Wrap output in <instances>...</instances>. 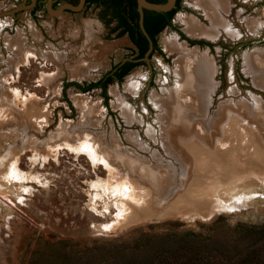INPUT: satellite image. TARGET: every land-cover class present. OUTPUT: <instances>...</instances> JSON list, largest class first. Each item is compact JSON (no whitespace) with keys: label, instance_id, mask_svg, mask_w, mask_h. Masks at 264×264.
<instances>
[{"label":"rangeland","instance_id":"obj_1","mask_svg":"<svg viewBox=\"0 0 264 264\" xmlns=\"http://www.w3.org/2000/svg\"><path fill=\"white\" fill-rule=\"evenodd\" d=\"M30 3L0 0V264L104 263L140 233H198L235 255L258 247L264 236L246 231L264 228V0H232L231 18L260 23L232 41L189 35L190 19L207 23L193 0H181L173 28L156 36L162 55L108 85L106 103L100 89L63 87L96 82L132 60L128 37L112 30L116 22H44V9L33 22ZM179 34L210 46H191ZM166 37L203 59L207 73L205 107L187 111L184 123H169L167 107L181 112L190 96L171 94L186 56L169 51ZM133 76L141 81L130 94ZM22 96L34 98L23 104ZM91 139L115 167L112 176L62 147ZM16 157L19 182L6 175ZM121 183L130 194L113 190Z\"/></svg>","mask_w":264,"mask_h":264},{"label":"trees","instance_id":"obj_2","mask_svg":"<svg viewBox=\"0 0 264 264\" xmlns=\"http://www.w3.org/2000/svg\"><path fill=\"white\" fill-rule=\"evenodd\" d=\"M147 1L154 4H164L167 0ZM180 1L176 0L175 8L166 13L143 10V28L147 35L145 36L138 25L136 0H85L88 5L100 4L110 10L111 19L107 23L112 20L116 21L112 30L119 31V37L124 35L128 37L135 48V56L132 60L112 67L96 82L87 85L74 82L66 83L63 90L70 86L83 93L100 89L106 103L107 86L114 82H122L123 78L135 67L142 65V60L149 50L150 43L152 46L150 54L157 52L162 55L156 44V36L166 27L173 28L171 19L179 9ZM180 37L185 39L182 35ZM188 43L192 46L206 45L197 41H188ZM247 229L246 232L252 235L264 236V228ZM140 235L141 237L137 238L134 243L121 245L117 248L120 252L119 257L114 255L113 258L99 264H264V241L255 249L245 250L241 254L235 255L225 247L214 246L209 236H202L198 233L184 232L178 237L177 235L172 237L169 234L158 236L140 233Z\"/></svg>","mask_w":264,"mask_h":264},{"label":"bare ground","instance_id":"obj_3","mask_svg":"<svg viewBox=\"0 0 264 264\" xmlns=\"http://www.w3.org/2000/svg\"><path fill=\"white\" fill-rule=\"evenodd\" d=\"M240 1H242V0H240ZM231 2H232V0H193L192 5H193L194 9H196L198 11V13L202 16L204 21L207 23V26L199 24V23H197V21L190 19L188 24H187V27L185 28L186 32L189 35H193L196 37L201 36V37L209 38L211 40H217L219 38H223L224 40H231V41L235 40L239 37V34H240L239 29L240 28L244 29V31H246L247 34L254 33V29L257 28L260 25V23H257V22L248 23V21H246V20L239 21L236 18V17H238L239 13L235 14L234 19L231 18L230 12L232 10L231 8L233 7ZM243 3H245V2H243ZM165 44H166L167 48L169 49V51H171V52L180 51V52L184 53V55L186 56V58H182L175 66L176 80L174 83L175 84L174 90H172L171 94L176 99V98L182 97L184 95V92L188 90V93L190 94L191 97L189 95H188L189 97L188 96L184 97V99L182 100V103L185 104V106L182 108L181 112L179 111V106L168 105V102H170L168 98L166 99L168 101V102H166L167 105L170 106L169 108L166 106L168 111L164 106H161V108L163 109V111H165V112L167 111L168 117H169V123L171 121H175L176 119L179 120V122L181 121L182 123H184V120L186 121V119H187V117H186L187 111H191V109H193V107L195 106V108H198V107L200 108L199 114H201V112L203 111V107H205L204 103L202 102V95L205 94V93H203V90H204L203 87H204V84H206V80H205L206 77L205 76H207L205 66L203 63L204 60L200 59L194 53L187 51L185 48H183V45L179 44L176 41V39L166 37ZM261 55H262L261 53L257 54V56H260L259 58H257L258 62H262L263 56H261ZM247 58L250 60L249 57H247ZM250 62H251V60H250ZM140 81L141 80L139 79V77H134V76L131 77L129 79L130 83L127 86H125V90L127 92H129L130 94H134L135 90L138 89V87L140 85ZM15 93L18 94L17 91H15L14 94ZM23 96H25V95H23ZM23 96L21 98L19 97V99L23 102V104L28 102L29 99L34 98V96H29L28 98H24ZM173 97H170L172 100V104H177L175 102L176 100ZM153 100L155 101L154 104H156L155 105L156 108L159 109L160 106H159V104L156 103L155 96H153ZM200 102H202V105L199 104ZM122 113H123L122 115L125 118L130 117L129 116L130 113L128 110L124 109L122 111ZM227 114H230V118H233V116L236 115L234 112H232L230 110L227 111ZM242 119H244V118H242ZM164 123L165 122H162L161 125L159 126V128L161 129L160 131H163L162 125H164ZM230 129L231 128H229V130ZM195 132H196V130H195ZM196 138H197V136H196ZM175 141H176V139H175ZM176 145L179 147L181 146V144L179 143L178 140L176 141ZM57 147L59 148L61 146L58 145V146L54 147L51 150L52 154H54V155L56 154ZM62 147H64L63 149H65L67 151L75 152V153L82 154V155L86 156V158L92 164L101 165L108 172V174L111 175L114 173L113 172L114 166L110 163V161L108 160L107 157H105L103 154L101 155L98 152L99 146H97V144H95V142H93L92 139L79 142L76 145L64 143V145ZM183 147H186L187 149H189V148H191V145H183ZM190 152L195 153V150L190 151ZM35 155L34 156L32 155V159H34V160L37 159ZM17 163L18 162H17V157H16L15 159H13L9 163L7 171H6L7 172L6 175L9 178L13 179L15 182L21 181L20 176L16 172V168H15ZM108 177L110 178V176H108ZM109 178H108V180L110 181ZM23 180H28V178H25ZM32 181H33V179H32ZM97 182H99V184H100L99 180ZM105 182H103V183H105ZM108 184H110V183H108ZM92 185H93V182H92ZM93 187L95 188V186H93ZM106 187H107V184H106ZM98 188H99V186H98ZM22 189L26 191L29 188L25 187ZM104 190L106 191V188ZM113 190H117L120 192L126 191L129 194L131 192L130 187L127 183H121V184L115 186V188ZM113 190H112V193H113ZM94 198H95V196L90 195L91 201ZM221 204H223V203H221Z\"/></svg>","mask_w":264,"mask_h":264},{"label":"crops","instance_id":"obj_4","mask_svg":"<svg viewBox=\"0 0 264 264\" xmlns=\"http://www.w3.org/2000/svg\"><path fill=\"white\" fill-rule=\"evenodd\" d=\"M45 4H42L41 0H31L32 7L29 8V14L33 22H37L36 13L40 12V9H44L48 18L44 22H108L111 19L110 10H107L103 5L92 3L86 4L85 1L79 10H72L63 8L64 5H70L76 8L79 4V0H70L65 2L63 0H44ZM59 6V4H61ZM98 12V14H97ZM110 22H116L112 20ZM116 25V24H115ZM125 36V35H124ZM135 56V48L133 50ZM129 61V60H126ZM126 61H122V64ZM114 67V66H113Z\"/></svg>","mask_w":264,"mask_h":264},{"label":"water","instance_id":"obj_5","mask_svg":"<svg viewBox=\"0 0 264 264\" xmlns=\"http://www.w3.org/2000/svg\"><path fill=\"white\" fill-rule=\"evenodd\" d=\"M84 1L85 0H79V4L76 8H74L68 4L64 5L63 8L72 9V10H79L82 7ZM175 2H176V0H167L164 4H154V3H149L147 0H136V3H137L136 10L138 13V25H139L140 30L142 31V33L145 36H147V35H146V32L144 31V28H143V10L153 11V12H157V13H166V12H169L175 8ZM149 43H150V41H149ZM151 49H152V46L150 43L149 44V50L145 54V57H147L150 54Z\"/></svg>","mask_w":264,"mask_h":264},{"label":"flooded vegetation","instance_id":"obj_6","mask_svg":"<svg viewBox=\"0 0 264 264\" xmlns=\"http://www.w3.org/2000/svg\"><path fill=\"white\" fill-rule=\"evenodd\" d=\"M63 1H67V2H69L70 0H63ZM172 20H173V18L171 19V24H172ZM172 27H173V25H172ZM167 28V27H166ZM168 28H170V27H168ZM179 35H182V34H179ZM183 36V35H182ZM185 38V37H184ZM186 39V40H185ZM184 40L188 43V41H192V40H190V39H188V38H185ZM197 42H202V43H204V44H206V45H197V46H207V47H209L210 45L208 44V42H205V41H203V40H199V41H197ZM189 44V43H188ZM190 45V44H189ZM192 46V45H191ZM87 85V84H86Z\"/></svg>","mask_w":264,"mask_h":264},{"label":"snow or ice","instance_id":"obj_7","mask_svg":"<svg viewBox=\"0 0 264 264\" xmlns=\"http://www.w3.org/2000/svg\"><path fill=\"white\" fill-rule=\"evenodd\" d=\"M106 227H110V226H106Z\"/></svg>","mask_w":264,"mask_h":264}]
</instances>
